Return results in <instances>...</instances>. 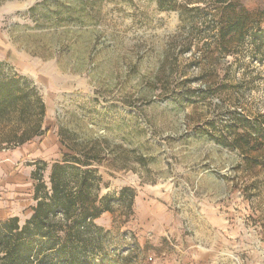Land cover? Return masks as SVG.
<instances>
[{"label":"rangeland","instance_id":"rangeland-1","mask_svg":"<svg viewBox=\"0 0 264 264\" xmlns=\"http://www.w3.org/2000/svg\"><path fill=\"white\" fill-rule=\"evenodd\" d=\"M235 1L0 0V75L18 82L19 102L28 106L0 117V143L40 113L37 95L46 106L43 134L0 144V162L23 145L38 146L47 130L68 164L75 157L91 162L76 167L97 170L100 197L128 188L140 200L174 196L168 210L175 221L190 218L200 229L206 217L208 232L195 247L208 253L202 264H264V154L233 147L241 125L236 97L264 110V68L253 71L260 80L235 89L244 72L236 66L237 44L224 48L216 33ZM242 4L264 9V0ZM62 160L44 162L49 189L52 166ZM31 183L32 207L21 209V225L36 205ZM130 194L96 225L116 245L135 248L138 264L183 262L173 240L160 253L144 249L137 199L127 210ZM170 253L179 260H168Z\"/></svg>","mask_w":264,"mask_h":264},{"label":"trees","instance_id":"trees-1","mask_svg":"<svg viewBox=\"0 0 264 264\" xmlns=\"http://www.w3.org/2000/svg\"><path fill=\"white\" fill-rule=\"evenodd\" d=\"M242 1L236 0L228 6L230 10L221 15L216 28L220 45L225 48L237 44L235 62L244 72L235 89L260 80L259 74L256 77L252 74L257 67L264 68V9L255 6L249 10V5L243 6ZM246 11L258 12L262 18L246 20L243 15ZM22 94L16 80L0 75V117L25 113L28 106L19 102ZM35 98L33 104L40 113L22 120L17 134L6 136L0 144L21 145L43 134L46 106L38 95ZM236 101L241 108L238 115L241 125L235 132L233 147L246 156L254 151L264 154V110L252 111L239 95ZM69 161L64 153L62 162L66 163L52 166L51 189L43 179L47 165L35 163L33 214L24 225L16 217L0 221V264H138L135 248L116 245L111 233L95 223L103 213L113 212V202L121 200L128 191L131 192L129 212L135 191L128 188L117 198L114 195L100 197L101 177L97 170L76 167L89 166L91 162L77 157L72 164H68Z\"/></svg>","mask_w":264,"mask_h":264},{"label":"crops","instance_id":"crops-1","mask_svg":"<svg viewBox=\"0 0 264 264\" xmlns=\"http://www.w3.org/2000/svg\"><path fill=\"white\" fill-rule=\"evenodd\" d=\"M47 134L38 146L34 148L28 144L7 154L8 156L0 162V221L8 220L13 217H20L22 208L26 210L32 207V176L36 169V162H48V160H61L64 152H60V143L56 138ZM61 156V158H59ZM185 196L189 197L192 193L185 191ZM161 201L154 196H147L145 199L139 198L134 203L137 208V215L142 218V224L139 233L143 245L151 246L152 250L157 249L161 252L162 243L171 240L176 243V250L182 252V261L162 264H199L202 261H208V253L198 249L197 243L202 235L208 232V220L206 217L199 219L200 229L194 228L195 223L188 218L186 222L175 221L174 214L168 210L173 205L176 198ZM191 201V200H190ZM133 205V208H134ZM189 205V204H187ZM201 205H198L200 207ZM204 209V206H203ZM189 215V214H188ZM200 239V240H198ZM144 247V249L146 248ZM195 248V249H194ZM143 249V250H144ZM150 249V250H151ZM177 260L178 257L173 253L168 255V260ZM167 260V259H166ZM179 260V259H178ZM193 261L192 263H188ZM200 261V262H199Z\"/></svg>","mask_w":264,"mask_h":264}]
</instances>
